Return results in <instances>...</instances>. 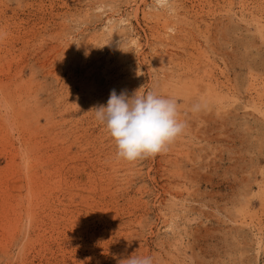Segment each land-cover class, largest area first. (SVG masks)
<instances>
[{"label":"rangeland","instance_id":"rangeland-1","mask_svg":"<svg viewBox=\"0 0 264 264\" xmlns=\"http://www.w3.org/2000/svg\"><path fill=\"white\" fill-rule=\"evenodd\" d=\"M113 89L183 134L118 158ZM132 255L264 264V0H0V264Z\"/></svg>","mask_w":264,"mask_h":264},{"label":"clouds","instance_id":"clouds-1","mask_svg":"<svg viewBox=\"0 0 264 264\" xmlns=\"http://www.w3.org/2000/svg\"><path fill=\"white\" fill-rule=\"evenodd\" d=\"M199 106H196L198 109ZM95 109V119L104 125L117 146V157L132 162L167 150L186 128L179 118L176 100L149 90L128 96L113 89L107 105ZM126 264H153L151 256L127 258Z\"/></svg>","mask_w":264,"mask_h":264},{"label":"bare ground","instance_id":"bare-ground-1","mask_svg":"<svg viewBox=\"0 0 264 264\" xmlns=\"http://www.w3.org/2000/svg\"><path fill=\"white\" fill-rule=\"evenodd\" d=\"M166 0H157V3L158 4H164V2H165ZM157 16V17H156ZM159 16V14H156L155 15V18H160V17H158ZM158 19H157V21H158ZM123 21H124V19H120V21L118 22V23H116V24H121V23H123ZM108 22H111V19H108ZM114 23V22H113ZM113 23H112V25H113ZM110 24V26H111V23H109ZM130 73V72H129Z\"/></svg>","mask_w":264,"mask_h":264}]
</instances>
